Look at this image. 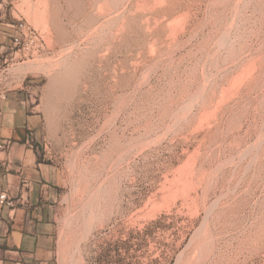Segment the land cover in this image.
Here are the masks:
<instances>
[{"label": "rangeland", "instance_id": "374dc122", "mask_svg": "<svg viewBox=\"0 0 264 264\" xmlns=\"http://www.w3.org/2000/svg\"><path fill=\"white\" fill-rule=\"evenodd\" d=\"M0 23L54 264H264V0H0Z\"/></svg>", "mask_w": 264, "mask_h": 264}, {"label": "crops", "instance_id": "0c3cea01", "mask_svg": "<svg viewBox=\"0 0 264 264\" xmlns=\"http://www.w3.org/2000/svg\"><path fill=\"white\" fill-rule=\"evenodd\" d=\"M3 24L8 25L0 23V53L7 49L6 36L13 37ZM21 89L16 98L0 94V143L11 142L9 149H0V186L13 198L11 206H0V264H54L51 209L59 191L51 166L26 142L37 138L41 117L27 111Z\"/></svg>", "mask_w": 264, "mask_h": 264}, {"label": "built area", "instance_id": "2783aa9c", "mask_svg": "<svg viewBox=\"0 0 264 264\" xmlns=\"http://www.w3.org/2000/svg\"><path fill=\"white\" fill-rule=\"evenodd\" d=\"M24 26L20 24L19 29L21 30L20 34H15L13 38L14 45L18 48L17 50H20L21 48L24 49L27 45V40H25V36L22 37L21 34H24L23 32ZM1 111H0V124H1ZM27 143H31V138H26ZM11 142L9 140H5L0 143V149L7 150L10 148ZM3 168V160L0 159V169ZM13 204V198L10 197L6 190H4L0 186V206H11Z\"/></svg>", "mask_w": 264, "mask_h": 264}, {"label": "bare ground", "instance_id": "6f19581e", "mask_svg": "<svg viewBox=\"0 0 264 264\" xmlns=\"http://www.w3.org/2000/svg\"><path fill=\"white\" fill-rule=\"evenodd\" d=\"M45 6H46V5H45ZM45 11H46V10H45ZM45 11H44V12H45Z\"/></svg>", "mask_w": 264, "mask_h": 264}]
</instances>
